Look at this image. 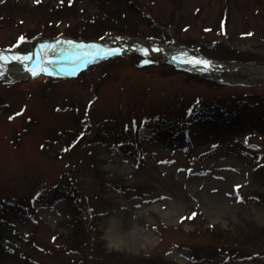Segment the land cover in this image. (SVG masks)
<instances>
[{
    "label": "rangeland",
    "instance_id": "1",
    "mask_svg": "<svg viewBox=\"0 0 264 264\" xmlns=\"http://www.w3.org/2000/svg\"><path fill=\"white\" fill-rule=\"evenodd\" d=\"M114 36L264 68V0H0V48ZM185 64L0 77V264H264V81Z\"/></svg>",
    "mask_w": 264,
    "mask_h": 264
},
{
    "label": "bare ground",
    "instance_id": "2",
    "mask_svg": "<svg viewBox=\"0 0 264 264\" xmlns=\"http://www.w3.org/2000/svg\"><path fill=\"white\" fill-rule=\"evenodd\" d=\"M139 54L149 58H164L170 62L183 64L184 57H193L192 60H204V57L196 51H188L178 43L171 45L140 46L133 41L124 38H110L99 44H86L73 46L64 39L56 41L38 40L28 45L18 47L14 52H3L0 59V77H5L13 82L26 80L40 73H55L63 66L73 67L75 64H83L97 61L105 54L129 55ZM17 54L25 59L17 58ZM208 64L194 62V64L207 66L210 71L232 68L231 63L216 60H208ZM252 74L260 76L264 80V68L254 64L245 66ZM202 68V67H200ZM35 73V74H34Z\"/></svg>",
    "mask_w": 264,
    "mask_h": 264
},
{
    "label": "water",
    "instance_id": "3",
    "mask_svg": "<svg viewBox=\"0 0 264 264\" xmlns=\"http://www.w3.org/2000/svg\"><path fill=\"white\" fill-rule=\"evenodd\" d=\"M42 38H36L35 40H41ZM85 41H78V43H83ZM134 42L138 43L140 46H150V45H162V46H166L164 43H160L158 41H154V40H134ZM19 47V46H18ZM17 47H13L11 49H0V53L1 52H13L16 50ZM193 48V47H192ZM230 63V62H227ZM241 65L246 66V64L242 63ZM256 79L261 80L262 78L260 76H254ZM226 81H229L228 78H225ZM263 80V79H262Z\"/></svg>",
    "mask_w": 264,
    "mask_h": 264
},
{
    "label": "snow or ice",
    "instance_id": "4",
    "mask_svg": "<svg viewBox=\"0 0 264 264\" xmlns=\"http://www.w3.org/2000/svg\"><path fill=\"white\" fill-rule=\"evenodd\" d=\"M69 3H71V0H69ZM223 24H224V21H221V26L223 27ZM249 35H250V33H248ZM242 35H243V33H242ZM21 39H23V37H21ZM17 42H19V41H17ZM17 58H19V59H25V57H21V56H19V54H17ZM0 59H3V56L2 55H0ZM193 62H198V63H201V64H208L209 63V61H207V60H203V59H201V60H199V61H196L195 59L193 60ZM35 74V73H34ZM10 119H11V117H10ZM73 143H75V141H73ZM235 187H239V185H236ZM237 199H240V197L239 196H237ZM191 215H195V213H192ZM181 219H184V217H181Z\"/></svg>",
    "mask_w": 264,
    "mask_h": 264
}]
</instances>
